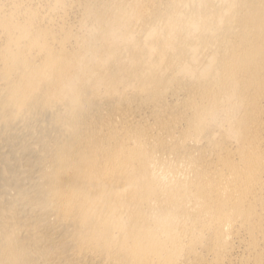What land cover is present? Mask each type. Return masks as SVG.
<instances>
[{
  "label": "bare ground",
  "instance_id": "obj_1",
  "mask_svg": "<svg viewBox=\"0 0 264 264\" xmlns=\"http://www.w3.org/2000/svg\"><path fill=\"white\" fill-rule=\"evenodd\" d=\"M0 264H264V0H0Z\"/></svg>",
  "mask_w": 264,
  "mask_h": 264
}]
</instances>
